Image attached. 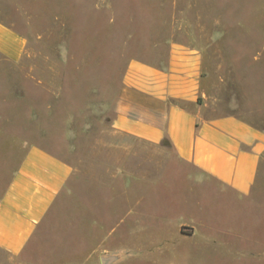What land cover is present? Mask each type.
Masks as SVG:
<instances>
[{"label": "rangeland", "instance_id": "obj_1", "mask_svg": "<svg viewBox=\"0 0 264 264\" xmlns=\"http://www.w3.org/2000/svg\"><path fill=\"white\" fill-rule=\"evenodd\" d=\"M0 24L27 41L19 61L0 53L5 125L16 132L12 135L46 146L76 171L48 222L45 241L36 247L37 259L29 263L59 264L65 257V264H77L72 259L83 248L92 252L98 218L106 231V256L117 258L110 264H264L261 207L197 194L190 184L178 183L169 167L151 173L152 185L144 183L133 197L116 204L107 201L102 184L97 208L96 185L82 178L84 154L97 158L100 153L104 165L110 152L92 149L94 143L122 140L110 128L128 64L166 58L171 42L202 51L212 79L214 114H236L264 130V0H0ZM83 186L89 189L85 246ZM256 190L264 200V157ZM138 198L140 210L152 207L160 217L175 211L181 218L200 219L199 238L150 245L145 220L139 226L128 217L118 225ZM133 231L137 236L130 240ZM213 237L218 241L213 243Z\"/></svg>", "mask_w": 264, "mask_h": 264}, {"label": "crops", "instance_id": "obj_2", "mask_svg": "<svg viewBox=\"0 0 264 264\" xmlns=\"http://www.w3.org/2000/svg\"><path fill=\"white\" fill-rule=\"evenodd\" d=\"M26 46L24 36L0 24L2 55L19 61ZM211 84L204 55L193 46L171 42L166 58L156 63L134 59L128 64L110 128L122 140L92 145V149L95 146L110 151L105 153L104 165L100 153L97 158L93 153L82 158L84 183L96 185L92 192L95 207L100 206L102 184L109 193L107 201L116 204L133 197L144 183L152 185L151 173L159 174L170 167L178 183L190 184L197 194L261 207L264 219V200L256 190L264 157V130L236 114H214ZM6 123L8 119L0 112V261L31 264L76 171L46 146L12 135L16 132H11ZM86 192L89 194V189L83 186V246L89 242ZM133 201L118 225L128 217L139 226L145 220V237L150 245L169 243L174 237L190 243L199 238L204 227L200 219L190 215L181 218L175 211L160 217L152 207L140 210L141 199ZM93 222L92 252L83 248L73 262L116 263L117 258L106 256V231L100 220L95 218ZM182 228L190 231L184 233ZM117 230L118 226L111 236ZM136 236L133 231L129 239ZM215 241L218 239L213 237ZM65 260L59 258V264H65Z\"/></svg>", "mask_w": 264, "mask_h": 264}, {"label": "water", "instance_id": "obj_3", "mask_svg": "<svg viewBox=\"0 0 264 264\" xmlns=\"http://www.w3.org/2000/svg\"><path fill=\"white\" fill-rule=\"evenodd\" d=\"M107 263V262H106Z\"/></svg>", "mask_w": 264, "mask_h": 264}]
</instances>
